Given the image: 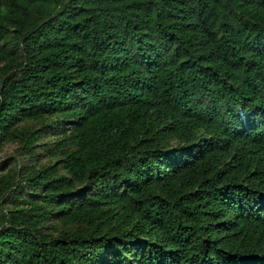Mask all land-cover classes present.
I'll return each mask as SVG.
<instances>
[{"label": "trees", "instance_id": "obj_1", "mask_svg": "<svg viewBox=\"0 0 264 264\" xmlns=\"http://www.w3.org/2000/svg\"><path fill=\"white\" fill-rule=\"evenodd\" d=\"M7 143L0 264H264V0H0Z\"/></svg>", "mask_w": 264, "mask_h": 264}, {"label": "rangeland", "instance_id": "obj_2", "mask_svg": "<svg viewBox=\"0 0 264 264\" xmlns=\"http://www.w3.org/2000/svg\"><path fill=\"white\" fill-rule=\"evenodd\" d=\"M17 145L15 143H7L5 144L0 151V164L7 163L8 160L16 156ZM21 160V159H20ZM1 223V219H0Z\"/></svg>", "mask_w": 264, "mask_h": 264}]
</instances>
